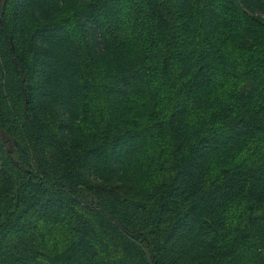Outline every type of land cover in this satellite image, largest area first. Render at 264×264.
Listing matches in <instances>:
<instances>
[{"label":"trees","instance_id":"obj_1","mask_svg":"<svg viewBox=\"0 0 264 264\" xmlns=\"http://www.w3.org/2000/svg\"><path fill=\"white\" fill-rule=\"evenodd\" d=\"M0 264H264V0H0Z\"/></svg>","mask_w":264,"mask_h":264}]
</instances>
